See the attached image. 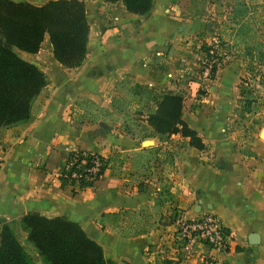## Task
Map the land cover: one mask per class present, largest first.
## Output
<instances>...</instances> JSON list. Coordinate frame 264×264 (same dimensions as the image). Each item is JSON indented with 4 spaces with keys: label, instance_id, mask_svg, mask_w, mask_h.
<instances>
[{
    "label": "crops",
    "instance_id": "obj_1",
    "mask_svg": "<svg viewBox=\"0 0 264 264\" xmlns=\"http://www.w3.org/2000/svg\"><path fill=\"white\" fill-rule=\"evenodd\" d=\"M81 1L88 22L83 59L71 71L43 72L47 83L32 98L29 117L0 126V226L7 223L40 264L44 262L19 224L27 211L77 222L101 246L105 264H264V126L255 127L234 110L240 78L259 79L264 64L259 72H244L241 56L223 49L208 93H201L198 81L186 75V69L194 68L187 43L199 28V17L185 15L198 12L194 9L200 5H210L214 13L216 0H205L207 5L204 0H151L143 14L126 10L120 0ZM19 51L38 56L40 50ZM122 77L155 96L179 92L182 118L204 147L189 145L178 133L165 139L151 135L144 147L116 124L76 112V98L110 111L111 97L119 90L115 82ZM197 106H212L216 114L196 113ZM236 118L241 128L231 127ZM164 146L167 159L160 157ZM73 148L107 159L90 186L59 180ZM150 155L169 161L166 174L160 166L153 170ZM141 156L140 163L136 159ZM139 166L153 172L140 178L135 172ZM177 210L185 218L215 214L228 232V248L197 243L187 261L172 259L173 227L160 222ZM250 233L255 236L248 237Z\"/></svg>",
    "mask_w": 264,
    "mask_h": 264
},
{
    "label": "trees",
    "instance_id": "obj_2",
    "mask_svg": "<svg viewBox=\"0 0 264 264\" xmlns=\"http://www.w3.org/2000/svg\"><path fill=\"white\" fill-rule=\"evenodd\" d=\"M120 1L126 10L138 14L147 12L151 4V0ZM237 5H244L243 0L236 2L231 11L232 18V13L238 10ZM257 15L259 20L253 21L251 16L249 20L245 18L238 22L235 28L240 42H243L239 53L242 68L249 72H259L257 67L264 64V39L261 37L264 35V9ZM87 33L88 22L81 0H45L38 4L25 0H0V126L26 120L32 98L47 83L38 66L20 57L13 47L36 52L46 35L53 58L61 66L74 67L85 55ZM214 70L215 67L211 70V77ZM259 80L264 84V76ZM133 88V94L143 93L149 99L145 120L151 126V133H144L143 138L156 135L165 139L171 133H178L187 138L189 145L197 149L204 147L200 136L182 118L183 97L179 92L166 90L155 96L141 84L133 83ZM238 89L243 103L249 104L250 87L245 79L240 78ZM74 156L77 160L72 162ZM93 156L102 162L96 172L100 177L107 159L97 152L91 154L88 150L74 148L66 153L65 162L71 163L67 168H61L60 182L71 183L72 178L68 180L63 174L69 176L72 170L83 173L81 169ZM76 162H79L78 167H75ZM92 182L80 174L77 185L82 188ZM171 220L169 215L160 223L170 224ZM19 224L45 264H105L101 246L86 235L77 222L64 215L45 216L27 211L21 215ZM0 264H33L7 223L0 226Z\"/></svg>",
    "mask_w": 264,
    "mask_h": 264
},
{
    "label": "rangeland",
    "instance_id": "obj_3",
    "mask_svg": "<svg viewBox=\"0 0 264 264\" xmlns=\"http://www.w3.org/2000/svg\"><path fill=\"white\" fill-rule=\"evenodd\" d=\"M40 1L42 0H37V2ZM216 1L218 4L216 5L217 7H213L216 9L214 13L212 12V9H210V5H200L194 9L198 12L193 11V13L185 15L189 19H193L196 15L199 17V28L197 29V32H193L189 38V43H187L190 48V52L193 53V57H191L190 60L194 63V68L186 69V75L188 78H193L198 81V88L201 93H208V87L212 84V77L205 80L202 78L199 66V58L202 57L203 51L208 47L211 37L215 36L219 40V49L217 51L216 61L217 64L215 67L216 70L218 64L222 62L220 58L222 57L221 55L223 54V49L227 50V52L228 50L232 51L233 53H236L237 56H240L239 53L243 47V42H240V37L235 32L238 22H242L245 18L249 20L251 16L253 17V21H257L259 20L257 14L264 9V0H243L244 5H240L239 7L237 5L238 10L232 13L234 16L232 18L231 13H227V11H230V8H235L238 0H231L225 3L218 0ZM203 3L206 4V1L204 0ZM243 9L245 10L243 11ZM261 37L264 39V35ZM13 49L21 56H28L31 58V60L34 61L36 66H38L42 72H65V70L71 71L73 69V67H62L53 58L48 39L46 38L42 39L39 45L38 49L40 51L38 56L21 53L19 49L15 47H13ZM258 71H260L259 68ZM244 72L249 71L245 70ZM249 73H251V71ZM120 80H122V83L119 81L115 82L119 90L116 95L111 97L112 109L110 111L103 112L102 108L100 109L95 107L94 103H90L86 98H76L74 101L75 108L77 109L76 112L83 111V114H80L82 117H92L93 119L102 118L106 122L116 124L115 128H117L120 133H125L128 136L135 138L139 145L144 133H151V126L145 120L147 113L146 105L149 103V99L145 98L143 93L139 95L133 94V82L130 79L122 77ZM245 81L247 82V80ZM247 84H249L250 87V94L248 95L250 100L249 104H244L243 97L239 96L234 110L238 117H248L251 120V123H253L255 127L259 128L260 126H264V84L260 83V80L256 78L249 79ZM112 98L115 99L112 100ZM188 108L185 106L184 111L186 112V109L193 111L194 105ZM200 111L205 115L212 113L216 114V110H214V107L212 106L211 108L207 107L206 110L197 106V108H195V112L200 113ZM78 114L79 113H76V116ZM231 127H235V129H237L242 126H240V123L236 118ZM263 135L264 134H262V136ZM150 136L151 135L146 136V138H150ZM145 146L148 145H144V147ZM165 155H167L165 157L167 159L168 147L164 146L160 157ZM150 159V166L153 170L157 171L160 166L161 172L166 174L170 169L168 160H164L163 158L158 161V158H152V155H150ZM141 160H143L142 156L139 157L138 160L136 159V161H139L140 163ZM166 161L168 162L166 163ZM135 172L136 176L140 175V178H143L144 175L148 176L153 171L151 168H143L142 166H139L135 167ZM34 259L31 258L33 264H40L38 260Z\"/></svg>",
    "mask_w": 264,
    "mask_h": 264
},
{
    "label": "built area",
    "instance_id": "obj_4",
    "mask_svg": "<svg viewBox=\"0 0 264 264\" xmlns=\"http://www.w3.org/2000/svg\"><path fill=\"white\" fill-rule=\"evenodd\" d=\"M219 49V40L215 36L209 40L208 47L203 51L202 57L199 58L200 73L202 78L211 77V70L216 67L217 51ZM214 73V72H213ZM203 80V81H204ZM74 149V148H73ZM89 151V150H88ZM91 154L92 151H89ZM83 154V152H82ZM84 155V154H83ZM77 160L74 156L72 162ZM69 162L64 163V167L69 166ZM102 162L96 157L90 159V163L81 169V172L72 170L67 176L72 178L71 183L77 184L78 177L82 174L83 178L95 180V176L99 177L97 170ZM79 166V162L75 163V167ZM172 245L170 247V257L176 261H187L192 257L194 245L197 243L206 244L217 249H225L229 246L228 232L222 227L218 217L210 212H206L198 217L185 218L180 211H175L172 215Z\"/></svg>",
    "mask_w": 264,
    "mask_h": 264
},
{
    "label": "water",
    "instance_id": "obj_5",
    "mask_svg": "<svg viewBox=\"0 0 264 264\" xmlns=\"http://www.w3.org/2000/svg\"><path fill=\"white\" fill-rule=\"evenodd\" d=\"M140 144L142 145V146H144V145H148V144H150V139H148V138H145V139H142L141 141H140ZM250 236H255V233H250L249 235H248V237H250ZM249 242H253V240H249Z\"/></svg>",
    "mask_w": 264,
    "mask_h": 264
}]
</instances>
